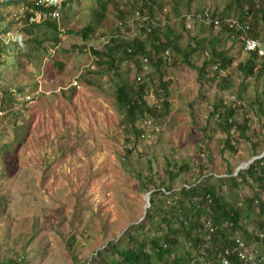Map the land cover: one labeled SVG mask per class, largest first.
<instances>
[{
	"label": "rangeland",
	"instance_id": "obj_1",
	"mask_svg": "<svg viewBox=\"0 0 264 264\" xmlns=\"http://www.w3.org/2000/svg\"><path fill=\"white\" fill-rule=\"evenodd\" d=\"M169 1L160 2L168 11L173 10ZM232 2L210 0L209 5L213 11L224 13ZM184 8L181 6L180 10ZM71 11V19L62 28L73 33L61 36L60 46L51 57L41 49H34L32 57L28 52L30 46H22L21 50L28 52L31 60L15 64L12 51L5 55L0 47V95L7 89L11 96L14 83L25 89L20 97L7 99L5 111L0 115V174L6 176L0 179V264L17 254L25 257L24 260L20 257V264H84L92 252L119 237L143 216L146 194L140 191L135 172L146 165L143 160H135L136 155L124 156L125 138L120 123L126 115L114 97L116 70L107 72L102 67L99 75L83 74L81 78V70L90 63V54L87 60L72 51L82 41L77 32L88 25L96 30L95 34L112 29L116 22L113 9L107 5L103 12L94 2L74 0L72 5L65 4V15ZM172 29L179 38L180 53L176 56V52L170 51L173 63L160 69L174 77L165 98L169 106L164 109L165 116L155 122L159 131L144 130L145 137L138 143L137 152L146 159L156 157L153 167L161 172L165 168L164 156L189 164L193 176H181L182 181L195 180L202 166L207 175L223 177L228 169L236 173L238 167L251 159L247 155L249 143L240 145L236 157L222 151L225 133L214 122L207 131L203 119L209 105L235 96L237 86L246 83L247 89L238 91H244L237 97L242 107L232 120L236 125L242 124L247 114L253 118L252 131L259 127L264 136L261 123L264 117L257 112L258 106L255 112L252 110L258 102L257 93L264 90V73L253 85L254 80L239 78L236 71L228 69L219 75L207 65L199 81L195 68L205 63L204 54L212 50L213 37H220L214 48L229 53L236 60L234 67L246 55L231 36L214 34L199 24L192 33H184L175 25ZM24 39L21 36L20 40ZM140 39L147 41L144 37ZM188 45L193 51L187 49L185 55ZM127 69L120 66L118 73L127 75ZM209 75L216 76L214 81H207ZM226 75L233 82L232 90H220L216 85ZM147 99L149 104L156 101L153 94ZM139 123L136 125L143 130L142 122ZM230 135H237L235 127ZM256 148L258 152L264 150V146ZM178 186L172 184L173 188ZM240 193L252 196V190ZM254 219L244 215L241 223L252 230Z\"/></svg>",
	"mask_w": 264,
	"mask_h": 264
},
{
	"label": "trees",
	"instance_id": "obj_2",
	"mask_svg": "<svg viewBox=\"0 0 264 264\" xmlns=\"http://www.w3.org/2000/svg\"><path fill=\"white\" fill-rule=\"evenodd\" d=\"M32 1L0 0V35L11 34L13 37L7 43L1 42L0 47L5 55L12 51L15 64L16 62L21 64V60L23 64L28 63L27 60H31L28 52H31V56L34 57L32 52L34 49H41L42 53L51 57V53H56L60 46L61 36L73 33L71 30L62 28L64 22L71 19L72 11L68 14L69 16L61 19V26L52 20H46L39 24L30 23L29 19L32 16L30 11H41L38 6L36 7V1ZM89 1L98 5L103 12L107 5L111 6L114 14L113 20L116 22L111 26L112 29L109 32H101V36L108 37L113 33H117V36L110 39L102 49H98V44L92 39L96 31L94 28L88 25L77 32L82 41L72 51L75 50L78 55L87 58V60L89 59L87 54H90L95 65V69L89 67L81 70L80 76L83 74L99 75L98 71L102 67H105L107 72L116 70L114 79L117 82L114 80V97L116 104L126 115L120 123L125 138L124 156L130 158L136 155L135 160L145 161V169L135 172V179L141 192L151 194L150 207L143 220L139 223L137 220V224L133 223L129 226L120 238L117 236L105 242L100 249L91 253L84 264H204L214 263L223 256H226L232 264H243L237 258L239 251L235 242L237 239L244 244V249L253 248V260L248 264H264V240L261 238V235H264V156L254 160L237 174L228 169L223 177H217L211 173L207 175L202 166L199 167L195 180L182 181L181 176H191L189 164L179 163L173 158L167 159L164 156L165 168L161 172L153 167V160L156 157L146 159L137 152V145L143 138L142 130L136 124L144 120L145 117L157 120L163 118L165 116L164 109L169 106L165 102V98L174 82L164 81L165 73L160 69L168 66L163 51L176 52V56L180 53L179 38L175 30L168 25L163 29L164 41L162 42L158 40L156 32L149 37L146 35V42L136 36L127 40L124 34L131 28L138 29L141 34H145L146 28L142 22V16L147 15L150 19L155 18L158 12L164 9L163 4L160 3L163 0ZM72 2L74 0H68L67 3L71 4ZM169 2L173 5L172 11L175 16H180L182 13L180 7L184 6V10L188 12L194 0H170ZM233 4L235 5L234 12L232 11ZM11 9H14L12 12V15L15 12L14 17L10 14ZM20 10L21 12H19ZM225 12L219 13L221 21L226 18H235L242 27L240 30H228L224 27L221 30V35L231 36L239 42L241 49L243 38L258 40L264 44V0H234L231 5L225 7ZM232 12L233 16L230 15ZM213 16L216 17L214 14ZM21 36L26 37L25 41L20 40ZM218 38L220 37L218 36ZM218 38L213 37L212 50L204 54L205 63L201 67L195 68L190 65L198 71L199 81L203 78L202 75L207 65L211 67L217 65V74L222 75L223 70L225 72L229 69L233 72L236 71L237 77H243L244 80L251 77L254 80L253 85H256L255 83L264 73V56L248 53L244 61L237 63V66L234 67L233 64L236 60L229 53L214 48V45L219 41ZM88 42L96 50L88 49ZM193 43L199 45L197 40H194ZM22 46H30L29 51L21 50ZM187 49L190 50L189 52L193 51L188 45L184 53ZM173 52H170L172 58ZM176 56L174 54V57ZM141 59H146L147 65L154 67L152 69L155 74L142 73ZM45 61L47 62L48 58H45ZM44 65V62L41 63V69ZM120 66L128 67L127 75L118 73ZM155 75L158 79L152 92L157 97L164 99L160 103L161 110L147 105L144 99L146 84L137 81L138 78L145 80ZM15 77L14 80H16ZM208 77V82L214 81L216 78L212 75ZM216 85L220 90L234 89L233 82L228 75L221 77ZM247 85L246 83L239 84L234 95L240 98L244 91L241 93L238 91L247 89ZM24 90L14 83V91L11 96L7 89L2 92L0 112L5 111L8 98L14 100L20 97ZM257 96L258 100L256 101L258 102L252 110L255 112V107L258 106L257 112L264 117V101H262L264 95L257 93ZM241 107L227 108L219 100L212 104V107L211 105L207 107L208 113L203 121L207 131L210 130L209 125L214 122L225 133L226 138L222 151H229L236 157L239 155L240 145L247 142L250 145L247 147V155L252 159L264 152V150L258 152L256 148L257 145L264 146V136H261L259 127L252 131L253 118L247 114H245L246 117L242 124L236 125V121L232 120L235 112ZM254 115L258 118L256 113ZM261 123H264V119ZM233 127L237 130V135L232 137L230 132ZM249 131L252 133L248 134ZM262 133L264 134V132ZM5 177L4 174H0V179ZM174 183L179 186L173 188L172 184ZM243 190H252V196L248 194L241 196L240 192ZM1 205L2 202H0ZM244 215L248 219L255 217L251 222L255 223L252 230L247 224L241 223ZM19 255L21 254H17L15 258L5 264H20V257L23 260L25 257Z\"/></svg>",
	"mask_w": 264,
	"mask_h": 264
},
{
	"label": "clouds",
	"instance_id": "obj_3",
	"mask_svg": "<svg viewBox=\"0 0 264 264\" xmlns=\"http://www.w3.org/2000/svg\"><path fill=\"white\" fill-rule=\"evenodd\" d=\"M34 1H36V7L38 6V9H40L41 11H35V12L30 11L32 14V16L29 19L30 23L35 22V23L39 24V23L46 21V20H52L56 24L61 26V19L68 16V15H65V13H64L65 4L68 2V0H62L59 9H56V7L53 5H49L47 0H46V2H44V4L42 3L41 5H39V1H43V0H33L32 2H34ZM209 2H210V0H194V3L191 5L193 8H190V11H188V12H186V10L182 11L180 16H175V14L172 12V10L168 11L166 8H164L161 12H158V14L156 15L155 18L150 19L147 15L142 16V22L145 25L146 33L141 34L138 31V29L134 30L133 28H131L130 31L125 32L124 36L127 38V40L134 38L135 36L139 37V38L140 37L147 38L146 35L149 37L152 33L156 32L157 36H158V40L162 42V41H164V39H163L164 30L163 29L166 25H168L170 27H173L175 25L184 33L194 32L195 26L198 24L201 27L209 29L214 34H221V30L224 27L227 28L228 30H238V29L240 30V27H242V26H240V24L236 21L235 18H226V19H223L221 21L219 19V13L216 11H213L211 5H209ZM72 3L70 5H72ZM196 8H199V9H196ZM56 11L58 12V17H53L52 15L55 14ZM19 12H21V10ZM14 14H15V12H14ZM14 14L12 15V17H14ZM213 14L216 15V17L213 16ZM37 17H39V18H37ZM227 20L235 21L237 26H235L233 28H229V26L226 24ZM214 22L219 23V29L218 30H216L214 28ZM114 36H117V33L110 34V36L106 37V35L101 36V33L97 32L96 34H94V37L92 39L98 44V47H99V45H100L99 39L103 38L106 41V43L104 45H102L100 48H98V49H102L105 45H107L109 43L110 39H112ZM245 40H248V39L243 38V41H242L243 45H242L241 50H242V53L247 56L248 53H245L243 50ZM249 40H252V39H249ZM89 45H92V44L88 42V46ZM91 49L96 50V48H94L93 45H92ZM163 53H164V56L166 58L165 60L167 62V65L169 66L170 64L173 63L171 53L168 50H166L165 52L163 51ZM93 61H94V59L90 56V63L86 68L90 67L91 69H95V67H94L95 65L93 64L94 63ZM204 61H205V57H204ZM240 62H242V61H240ZM147 63L148 62L146 61V59H141V65L143 68L142 73L155 74V71L152 69L154 67L147 65ZM212 67L214 68V70H216V72L218 71L217 65H213ZM83 69H85V68H83ZM161 72H163V71H161ZM223 72H224V70H223ZM138 79H137L138 82L146 84V89L144 90V94H145L144 99H145V102L147 103V105H149L150 107H153L154 109L161 110V104L160 103H162L164 101V99L157 97L155 95V93L152 92L153 86H154V84L157 83L158 77L155 75L154 77L149 78V79H145V80H143L142 78H138ZM173 79H174V77L170 73L164 74V81H173ZM252 80L253 79L251 78V81ZM263 92H264V90L261 93H263ZM152 94L155 96L156 101L154 102V104H149L147 97L148 96L152 97ZM235 97L237 98L236 95H235ZM239 102H240V100H239ZM222 104H223V101H222ZM240 104H241V102H240ZM239 106H241V105H239ZM232 107L236 108L238 106H232ZM0 115H2L1 112H0ZM158 121H160V120H157V119L152 118V117H145L144 120L140 121V122H142V127H143L142 138L145 137L144 130L155 129L156 131H159V127L155 125V122H158ZM263 156H264V153L261 156L256 157V159H259ZM235 174H237V173H235Z\"/></svg>",
	"mask_w": 264,
	"mask_h": 264
},
{
	"label": "built area",
	"instance_id": "obj_4",
	"mask_svg": "<svg viewBox=\"0 0 264 264\" xmlns=\"http://www.w3.org/2000/svg\"><path fill=\"white\" fill-rule=\"evenodd\" d=\"M61 1L62 0H47L48 4L55 6L56 9L60 8ZM44 2H46V0L39 1V5H41L42 3L44 4ZM52 16L58 17V12L56 11L55 14H53ZM37 18H39V17H37ZM226 24L229 26V28H233V27L237 26L236 22L233 20H227ZM214 28L216 30L219 29V23L218 22H214ZM12 38L13 37L11 36V34L0 35V43L1 42L7 43ZM99 42H100V45L98 48H100L102 45H104L106 43V41L103 38H100ZM91 47H92V45L88 46V48H91ZM243 50L245 53H257L259 56H264V44H262L258 40H249V39L245 40ZM249 80H251V77L246 79V81H249ZM262 94L264 95V92ZM223 105L224 106L225 105L239 106L240 102L235 96L229 95V96L224 97ZM261 238H263V240H264V235H261ZM235 242H236L238 250H239L237 253L238 260L240 262H242L243 264L250 263L253 260V253H252L253 248L250 247V248H248V250L246 248L244 249V244L239 239H237ZM83 246H85V243H83ZM225 255H227V252H225ZM204 264H232V263L230 262V260L226 256H223L214 263H204Z\"/></svg>",
	"mask_w": 264,
	"mask_h": 264
},
{
	"label": "water",
	"instance_id": "obj_5",
	"mask_svg": "<svg viewBox=\"0 0 264 264\" xmlns=\"http://www.w3.org/2000/svg\"><path fill=\"white\" fill-rule=\"evenodd\" d=\"M254 160H256V157L255 158H252V159H250V160H248L247 162H245V163H243L242 164V166L244 165H248V164H251ZM242 166H240V167H238L237 168V170H236V173H238L239 171H240V169H241V167ZM150 194L151 193H147L146 195H145V205H144V208H143V216H142V218L137 222V223H139V222H141L142 220H143V218H144V216H145V214H146V211L149 209V207H150ZM136 223V224H137ZM131 225H133V224H130L129 226H131ZM129 226L126 228V230H124L123 232H122V234H120V236L118 237V238H120L126 231H127V229L129 228Z\"/></svg>",
	"mask_w": 264,
	"mask_h": 264
},
{
	"label": "bare ground",
	"instance_id": "obj_6",
	"mask_svg": "<svg viewBox=\"0 0 264 264\" xmlns=\"http://www.w3.org/2000/svg\"><path fill=\"white\" fill-rule=\"evenodd\" d=\"M243 167H244V165H243Z\"/></svg>",
	"mask_w": 264,
	"mask_h": 264
}]
</instances>
